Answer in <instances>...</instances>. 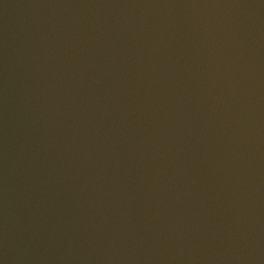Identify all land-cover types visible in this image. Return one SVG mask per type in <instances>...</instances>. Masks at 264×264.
I'll use <instances>...</instances> for the list:
<instances>
[{"label":"water","instance_id":"1","mask_svg":"<svg viewBox=\"0 0 264 264\" xmlns=\"http://www.w3.org/2000/svg\"><path fill=\"white\" fill-rule=\"evenodd\" d=\"M0 264H230L171 0H0Z\"/></svg>","mask_w":264,"mask_h":264}]
</instances>
